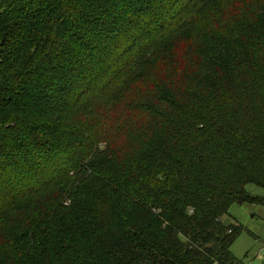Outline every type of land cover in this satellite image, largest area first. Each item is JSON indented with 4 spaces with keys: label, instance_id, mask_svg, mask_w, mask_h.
Returning a JSON list of instances; mask_svg holds the SVG:
<instances>
[{
    "label": "trees",
    "instance_id": "1",
    "mask_svg": "<svg viewBox=\"0 0 264 264\" xmlns=\"http://www.w3.org/2000/svg\"><path fill=\"white\" fill-rule=\"evenodd\" d=\"M251 183L264 0H0V264H245Z\"/></svg>",
    "mask_w": 264,
    "mask_h": 264
},
{
    "label": "rangeland",
    "instance_id": "2",
    "mask_svg": "<svg viewBox=\"0 0 264 264\" xmlns=\"http://www.w3.org/2000/svg\"><path fill=\"white\" fill-rule=\"evenodd\" d=\"M247 190L252 195L264 197L262 186L251 183L247 185ZM229 212L233 222L244 227V231L232 245L233 255L245 264H261L264 260V205L233 203Z\"/></svg>",
    "mask_w": 264,
    "mask_h": 264
},
{
    "label": "water",
    "instance_id": "3",
    "mask_svg": "<svg viewBox=\"0 0 264 264\" xmlns=\"http://www.w3.org/2000/svg\"><path fill=\"white\" fill-rule=\"evenodd\" d=\"M231 221V218L230 217H226L224 220H223V224L224 226H228V224L230 223Z\"/></svg>",
    "mask_w": 264,
    "mask_h": 264
}]
</instances>
